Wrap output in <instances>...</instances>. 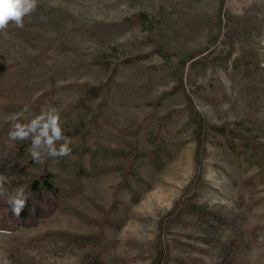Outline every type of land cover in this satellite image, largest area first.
Returning <instances> with one entry per match:
<instances>
[{
	"label": "rangeland",
	"instance_id": "1",
	"mask_svg": "<svg viewBox=\"0 0 264 264\" xmlns=\"http://www.w3.org/2000/svg\"><path fill=\"white\" fill-rule=\"evenodd\" d=\"M49 105L71 141L67 162L88 168L86 149L100 146L111 155L59 209L0 235V264H264V165L215 129L264 155V0H40L22 29L0 32L10 193L45 166L60 185L68 177L59 160L32 163L30 145L22 155L8 137L13 114L27 120ZM153 135L171 150L159 168L127 157L149 152Z\"/></svg>",
	"mask_w": 264,
	"mask_h": 264
},
{
	"label": "trees",
	"instance_id": "2",
	"mask_svg": "<svg viewBox=\"0 0 264 264\" xmlns=\"http://www.w3.org/2000/svg\"><path fill=\"white\" fill-rule=\"evenodd\" d=\"M194 114L196 113L192 111V120L197 124L198 132L200 133L203 130L204 125L201 123L200 119L195 117L196 115ZM166 118L168 119V116L162 118V121L165 123L167 121ZM215 129H217L216 132L219 133V135L225 138V142L229 147L233 149L238 148V146L243 147V151L238 150V152L243 155L245 159H259L262 165H264V160H262V158H264V155L261 154L258 147L252 146L246 137H242L232 129L224 126ZM236 139L239 140L238 143L235 142ZM150 142L152 144V149L149 152L138 153L137 149L134 148L133 150L126 153V155L127 157H129V159L135 157L145 158L154 167L159 168L162 165L163 158L170 156L171 150L169 149L168 144L166 142H162V140L157 135H153ZM16 144L18 152H21L20 154L23 155L24 151L27 150V147L31 144V142L25 140L22 142H17ZM57 147H59V144H57ZM2 151L3 148L0 147V154ZM74 151L80 152V157L84 153H86L83 151H79L77 148H75ZM86 151L89 152L90 155V165L88 168H86L85 166L83 167V165L81 164V158L75 161V163H69L64 159V156L54 157L59 160L58 162H60L61 165L69 171L68 177H66L65 179H61L60 183L62 185L59 184L58 176L49 171L46 166L39 172L38 175L31 178V180L24 181L23 189L25 190L26 194H28L29 199L27 200L26 206L23 208L19 217H16L14 215L6 200L0 198V229L6 231H15L21 226L36 224L40 218L48 216L55 210L59 209L64 202V198L67 195H73L74 193L79 192V180L82 175L88 174L96 176L105 172L103 170L104 168H106L105 164L110 158L111 150L107 147L100 146L95 149H86ZM240 154H237L236 156H239ZM29 156L32 160L31 162L35 163L30 154L28 155V157ZM100 156L101 158H99ZM48 160H51V158L46 157L45 161ZM261 171L262 177L264 178V169L261 168ZM129 173L133 175L138 181H142L141 177L136 172L131 170ZM245 183L251 184L252 180L248 179L245 181ZM120 187L126 188L132 193V195L135 194L132 188L127 183V180L125 179L122 181ZM193 211H195L196 214H200V216L202 217L205 216V212L201 209ZM58 235L59 234H56V232H52L49 233V236L47 238L45 236H35L21 241V243L25 245V247L30 244L38 246L43 242H46L48 238L55 240L54 238H56ZM14 252L21 257L24 256V254L21 253V251H18L17 248H14ZM94 261H88L85 264H95L96 262Z\"/></svg>",
	"mask_w": 264,
	"mask_h": 264
},
{
	"label": "clouds",
	"instance_id": "3",
	"mask_svg": "<svg viewBox=\"0 0 264 264\" xmlns=\"http://www.w3.org/2000/svg\"><path fill=\"white\" fill-rule=\"evenodd\" d=\"M40 0H0V32L6 31L10 24L16 28L24 27V18L36 11ZM54 0H49L52 6ZM23 111H27V108ZM11 130L8 137L11 141L31 140L29 153L35 163L44 164L46 157H62L71 154L70 139L64 135L60 115L55 106H47L30 119L23 120L22 113L10 117ZM23 121V122H22ZM59 144V147H57ZM6 176L0 174V197L7 196V204L16 217L20 216L29 199L23 188L10 193L6 185ZM0 235L11 233L0 229Z\"/></svg>",
	"mask_w": 264,
	"mask_h": 264
}]
</instances>
